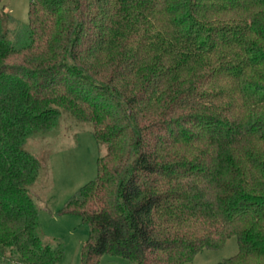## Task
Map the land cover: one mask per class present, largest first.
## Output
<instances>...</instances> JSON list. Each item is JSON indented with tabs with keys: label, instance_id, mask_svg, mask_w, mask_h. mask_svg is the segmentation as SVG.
Instances as JSON below:
<instances>
[{
	"label": "trees",
	"instance_id": "trees-1",
	"mask_svg": "<svg viewBox=\"0 0 264 264\" xmlns=\"http://www.w3.org/2000/svg\"><path fill=\"white\" fill-rule=\"evenodd\" d=\"M0 7V264H60L30 190V139L63 114L105 152L59 215L81 264H264V0H31Z\"/></svg>",
	"mask_w": 264,
	"mask_h": 264
},
{
	"label": "rangeland",
	"instance_id": "rangeland-1",
	"mask_svg": "<svg viewBox=\"0 0 264 264\" xmlns=\"http://www.w3.org/2000/svg\"><path fill=\"white\" fill-rule=\"evenodd\" d=\"M31 0H0L13 19L22 25L29 22ZM91 126L63 114L57 128L49 134L30 139L27 149L41 164L40 175L30 190L39 208L38 220L43 241L52 243L60 238L65 252L60 264H81V248L89 236V228L80 217L59 215L65 203L86 183L96 176V159L105 152V146L95 142ZM236 238H231L217 251L203 250L188 264H215L236 254ZM99 264H133L127 259L109 254Z\"/></svg>",
	"mask_w": 264,
	"mask_h": 264
}]
</instances>
